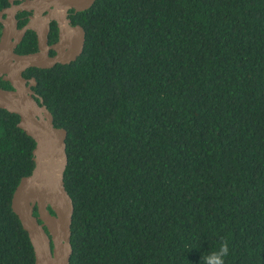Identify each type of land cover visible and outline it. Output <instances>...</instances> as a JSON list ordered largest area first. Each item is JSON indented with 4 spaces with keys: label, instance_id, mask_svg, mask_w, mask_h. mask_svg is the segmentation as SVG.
<instances>
[{
    "label": "trees",
    "instance_id": "1",
    "mask_svg": "<svg viewBox=\"0 0 264 264\" xmlns=\"http://www.w3.org/2000/svg\"><path fill=\"white\" fill-rule=\"evenodd\" d=\"M69 19L77 60L23 73L67 132L69 264H205L225 244L224 264H264V0H96ZM36 51L28 31L15 53ZM18 121L0 110V264H35L11 209L34 167Z\"/></svg>",
    "mask_w": 264,
    "mask_h": 264
},
{
    "label": "water",
    "instance_id": "2",
    "mask_svg": "<svg viewBox=\"0 0 264 264\" xmlns=\"http://www.w3.org/2000/svg\"><path fill=\"white\" fill-rule=\"evenodd\" d=\"M95 1L9 0V6L0 11V79L12 88H0V110L17 115V127L35 143L33 170L20 180L11 198V209L31 241L35 264H69L74 207L64 186L67 132L54 126L43 99L32 90L35 79H25L23 73L30 68L45 70L76 61L83 52L85 32L81 26L72 25L69 11H86ZM22 12L29 13L28 21L18 28L16 17ZM52 22L57 25L58 38L49 45ZM28 31L36 35L37 51L16 54Z\"/></svg>",
    "mask_w": 264,
    "mask_h": 264
},
{
    "label": "clouds",
    "instance_id": "3",
    "mask_svg": "<svg viewBox=\"0 0 264 264\" xmlns=\"http://www.w3.org/2000/svg\"><path fill=\"white\" fill-rule=\"evenodd\" d=\"M228 255L227 245H223L219 251L205 257V264H224V258Z\"/></svg>",
    "mask_w": 264,
    "mask_h": 264
},
{
    "label": "flooded vegetation",
    "instance_id": "4",
    "mask_svg": "<svg viewBox=\"0 0 264 264\" xmlns=\"http://www.w3.org/2000/svg\"><path fill=\"white\" fill-rule=\"evenodd\" d=\"M37 212V211H36ZM51 212V211H50Z\"/></svg>",
    "mask_w": 264,
    "mask_h": 264
}]
</instances>
